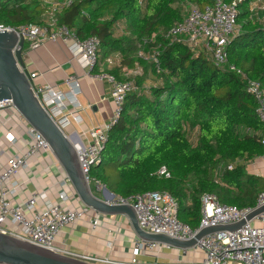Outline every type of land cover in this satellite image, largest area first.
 <instances>
[{
    "label": "trees",
    "instance_id": "16d2710c",
    "mask_svg": "<svg viewBox=\"0 0 264 264\" xmlns=\"http://www.w3.org/2000/svg\"><path fill=\"white\" fill-rule=\"evenodd\" d=\"M249 1L238 7V31L226 47V62L218 65L210 51L164 36L182 20L186 3L204 7L210 0H72L58 12V22L80 38H99L100 64L112 53L121 55L109 70L117 79H124L123 68L143 69L90 177L122 198L167 191L177 201L179 221L193 229L204 193L238 208L255 205L264 176L246 165L264 156V123L245 87L247 79L264 86V10L251 12ZM46 9L38 0H0V24H42ZM153 34L154 42L144 43ZM139 50H156L158 68L137 57ZM149 73L156 82L146 84ZM162 166L169 177L157 174Z\"/></svg>",
    "mask_w": 264,
    "mask_h": 264
},
{
    "label": "built area",
    "instance_id": "2783aa9c",
    "mask_svg": "<svg viewBox=\"0 0 264 264\" xmlns=\"http://www.w3.org/2000/svg\"><path fill=\"white\" fill-rule=\"evenodd\" d=\"M38 1L47 6L42 24H22L17 27L0 24V30L15 31L18 41L23 40V45L29 49L38 48L45 42H63L89 76L93 79L105 80L110 86L112 116L100 126L91 129L90 139L84 144L82 141H73L67 131L70 125L82 121L79 114L81 105L77 99L80 88L76 78L73 76L68 78L66 80L68 90L59 91L49 85H34V76L28 73L40 104L56 125L72 140L80 168L90 185V169L101 163V153L107 142L108 133L121 115L126 95L135 89L134 78L142 75L143 69L139 64L131 68H123L124 79H117L109 70L119 66L121 61L119 53L115 52L106 57L105 65L100 66L99 38L89 36L82 39L76 30L58 22V12L68 7L72 0ZM243 1L210 0V3L204 7L186 3L182 20L175 22L164 36L171 43L183 42L193 51L206 49L211 52L216 65L223 64L226 62V47L238 31V7ZM249 8L251 12L264 10V0H250ZM154 40L153 34L149 39H144V43L154 42ZM17 49H19L18 43L13 48V52ZM137 57L154 62L158 68L156 50L150 54L139 50ZM97 66L99 69L95 71ZM230 69L235 70L233 66ZM236 71L240 73L239 70ZM245 90L256 100L255 114L260 122L264 123V86L257 80L247 79ZM3 110L12 111L16 117L17 126L22 129L19 137H15L11 132H5L4 139L13 146L16 145V141L22 142L25 137L26 140L22 146H15L16 153L7 156L5 165L0 169V232L92 264H139L135 258L128 262H114L105 257L76 252L56 245V236L62 227L68 224L89 218L92 228L98 226L99 213L85 206L73 209L64 206L70 197H74V190L67 177L63 180L64 189L58 192L56 202L47 199L44 192L32 193L19 205L11 202L9 196L18 185L17 176L27 167L29 159L38 153L53 154L48 143L15 110L10 99L0 100V112ZM157 174L169 177V172L164 166L157 171ZM93 180L96 190L102 192L103 198L106 197L108 190L106 185ZM106 199L111 204L130 205L135 211L139 226L146 232L188 240L200 228L231 224L244 218L254 208L264 205V192L258 195L253 207L245 208L222 204L215 195L210 193L202 194L200 197L201 218L195 229L179 221L177 201L167 191H146L126 198L114 195ZM133 244L135 256L146 252L159 255L162 250L172 249L168 245L145 241L138 237L134 238ZM189 251L201 254L198 264H264V212L246 221L235 231H219L203 236Z\"/></svg>",
    "mask_w": 264,
    "mask_h": 264
},
{
    "label": "crops",
    "instance_id": "0c3cea01",
    "mask_svg": "<svg viewBox=\"0 0 264 264\" xmlns=\"http://www.w3.org/2000/svg\"><path fill=\"white\" fill-rule=\"evenodd\" d=\"M22 62L25 70L34 76V85H49L56 90L66 91L68 90L66 80L71 76L76 78L80 88L77 99L81 105L79 114L82 121L78 124L73 123L67 130L73 141L87 143L90 139V130L100 126L112 116L113 104L108 82L89 76L63 42H45L35 49L26 47L22 52ZM104 65L103 61L100 66ZM146 84H149L148 81ZM5 132H11L15 137H19L22 132L10 110L0 112V169L5 165L7 156L16 153L15 146H22L26 140L25 137L22 142L16 141V145L13 146L4 139ZM246 169L252 174L264 176V156L248 163ZM65 178L61 166L53 155L38 153L29 159L27 167L18 174V185L9 198L13 204L19 205L32 193L44 192L47 199L56 202L58 192L64 189ZM66 190L68 191L67 188ZM68 193L70 194V191ZM73 194L74 197L69 198L64 204L65 207L73 209L82 206L74 191ZM135 237L124 216L99 214L98 226L95 228H92L89 218L62 227L56 236V245L76 252L105 257L114 262H128L134 258L139 264H173L170 261H181L184 264L200 262L201 254L198 252L189 250L183 252L175 248L162 250L159 255L146 252L135 256L133 254Z\"/></svg>",
    "mask_w": 264,
    "mask_h": 264
},
{
    "label": "water",
    "instance_id": "95a60500",
    "mask_svg": "<svg viewBox=\"0 0 264 264\" xmlns=\"http://www.w3.org/2000/svg\"><path fill=\"white\" fill-rule=\"evenodd\" d=\"M18 43L19 49L13 52ZM23 40L18 41L15 31L0 30V100L10 99L18 111L48 143L51 152L69 180L82 206L99 214L124 216L136 237L172 248L186 251L193 248L203 236L219 231H235L246 221L261 212L264 205L254 208L249 214L231 224H218L200 228L188 240H179L164 234L148 233L137 221L130 205L111 204L106 198L114 194L107 190V196L99 198L92 193L78 162L72 140L56 125L34 93L28 72L22 62ZM0 264H92L66 256L0 232Z\"/></svg>",
    "mask_w": 264,
    "mask_h": 264
},
{
    "label": "rangeland",
    "instance_id": "374dc122",
    "mask_svg": "<svg viewBox=\"0 0 264 264\" xmlns=\"http://www.w3.org/2000/svg\"><path fill=\"white\" fill-rule=\"evenodd\" d=\"M147 81H148V83H151V84L156 82L154 76H152L151 73H149V76L147 77ZM90 190L97 197H99V198L103 197L102 192L96 191L95 183H94V180H93L92 177H91V181H90ZM170 263H173V264H184V262H181V261H170Z\"/></svg>",
    "mask_w": 264,
    "mask_h": 264
}]
</instances>
